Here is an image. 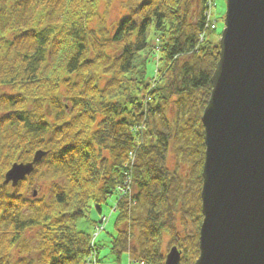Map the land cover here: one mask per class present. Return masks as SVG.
<instances>
[{"label":"trees","instance_id":"obj_1","mask_svg":"<svg viewBox=\"0 0 264 264\" xmlns=\"http://www.w3.org/2000/svg\"><path fill=\"white\" fill-rule=\"evenodd\" d=\"M97 2L0 0V90L9 88L0 92V264H86L95 238L77 222L94 209L93 235L104 229L112 198L114 259L135 256L134 227L138 264L164 263V236L182 252L180 264L198 256L200 121L219 60L216 30L206 28L208 0H126L111 33L86 25ZM155 56L161 65L150 81ZM36 150L45 156L34 171L46 164L63 181L52 186L50 203L24 200L23 181L12 193L1 185L16 157L30 161ZM169 152L189 165L186 181L166 167ZM22 204L30 215L18 211ZM15 245L24 250L17 259Z\"/></svg>","mask_w":264,"mask_h":264},{"label":"water","instance_id":"obj_2","mask_svg":"<svg viewBox=\"0 0 264 264\" xmlns=\"http://www.w3.org/2000/svg\"><path fill=\"white\" fill-rule=\"evenodd\" d=\"M211 91L201 114L202 220L194 264H264V0H225ZM14 163L4 184L29 175ZM172 246L164 264H179Z\"/></svg>","mask_w":264,"mask_h":264},{"label":"rangeland","instance_id":"obj_3","mask_svg":"<svg viewBox=\"0 0 264 264\" xmlns=\"http://www.w3.org/2000/svg\"><path fill=\"white\" fill-rule=\"evenodd\" d=\"M124 3H126V0H98L97 5H96V10H95V14L90 21L88 22V24H86L89 29L91 30H99L101 27L106 28V30L108 32H112L115 28V26L117 25V22L119 21V18L122 17L123 15H126V8L124 7ZM191 11H192V18L191 21H194L196 18V14L198 11L197 8V1L193 2L191 4ZM212 11V18L215 20L216 22V32L215 35L218 37L220 36V33L223 29V17L225 14V0H213V6L212 8H210ZM207 36H210L209 33H207ZM213 35H211L212 37ZM214 37V36H213ZM149 56V55H148ZM159 64L161 65L160 62H158V56H155V58L147 64V79L148 80H158L157 76H156V67L159 66ZM103 79V78H102ZM102 81V80H101ZM60 92L61 94L64 93V85L60 84ZM2 90H9V88H2L0 90V92H2ZM175 100V99H173ZM176 111V107L174 105V102L170 101L167 106H166V116L168 117L169 121H173L174 116H175V112ZM48 121L53 123V116H48L47 117ZM92 127V126H91ZM17 152H15L16 154ZM1 152H0V156H1ZM12 157L15 158V154L11 153ZM14 154V155H13ZM104 155H107L106 152L103 153ZM16 162H21L19 161L21 156L16 157ZM23 162V161H22ZM166 167L168 168V170L174 172L178 177H180L182 180L186 181V178L188 176V172H189V165L186 163H182L179 160H176L174 158V155L171 154V152L168 153L167 156V160H166ZM52 167H47V165L43 164L39 167L38 170H36L35 174L29 176L26 180H25V184L23 192H22V197L24 198V200L32 202V201H40L43 203H50L53 199L52 196V186L54 184H58V182L61 181V183L63 184L62 180H58V177H55L53 174V170L51 169ZM5 191H7L8 193H12V189L9 186L5 187ZM33 191H35V196L33 197L32 193ZM114 202V198L110 199L108 201V205L103 207V213L106 215L105 219V230H103V232H99L98 236H95L97 242L99 243L100 248L99 249V253H98V258H99V262L98 264H138V263H133L130 261V257L127 253H124L121 258L120 261H117L116 259H114L115 257L113 256V254L110 251V240H111V236H113L115 234V230H114V223H115V219H116V213L112 212L111 209L109 207H111L113 205ZM18 208V207H17ZM137 211L140 210V207L138 206ZM18 211H20L23 215L28 216L30 215L31 212H29L28 210V206L27 205H20V207L18 208ZM136 211V212H137ZM35 213V212H34ZM33 213V214H34ZM100 215L97 213V211H95L94 209H92L88 215L87 218L81 219L77 222V230H81L84 231L88 234H90V236L93 235V221H97ZM176 227L179 231V233L181 234H185L184 230L181 228L180 224V219L179 216H176ZM191 229H187L188 232H190ZM35 231H37L36 229H32V230H28L25 234L27 237H31L33 235H35ZM139 227H134V229L132 230L133 233V237L131 240V248H133L134 250H136L135 252V256L132 255V258L134 259L137 256V250H139V244L140 242V237H139ZM169 238L167 236H164L163 241H162V248L163 251L165 253H167V251L169 250ZM10 254L12 256V258H19V252H24V250L21 247H17V245H15L14 247H11L9 249ZM95 253H97L95 251ZM32 254V253H31ZM34 254H32L33 256ZM22 256H26V254L22 253ZM131 256V255H130ZM26 257H30L26 256Z\"/></svg>","mask_w":264,"mask_h":264},{"label":"built area","instance_id":"obj_4","mask_svg":"<svg viewBox=\"0 0 264 264\" xmlns=\"http://www.w3.org/2000/svg\"><path fill=\"white\" fill-rule=\"evenodd\" d=\"M210 5V0H208V6ZM210 10L208 9L206 12V28H214V24L210 22ZM102 230V229H100ZM99 230V231H100Z\"/></svg>","mask_w":264,"mask_h":264}]
</instances>
